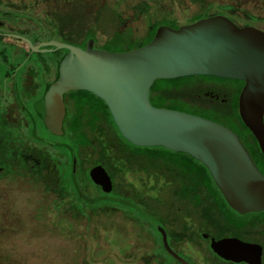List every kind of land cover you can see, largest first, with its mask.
Listing matches in <instances>:
<instances>
[{"label": "flooded vegetation", "instance_id": "af4514ba", "mask_svg": "<svg viewBox=\"0 0 264 264\" xmlns=\"http://www.w3.org/2000/svg\"><path fill=\"white\" fill-rule=\"evenodd\" d=\"M101 1L0 0V204L11 206L12 192L20 203L29 202L30 190L26 189L33 176L52 202L64 205L55 211L58 218L73 220L72 237L79 236L78 228L84 221L86 228H93V235L89 229L84 232L87 245L88 237L95 238L100 227L94 219H116L124 226L122 234L104 238L108 249L98 264H264V209L248 213L235 210L208 168L190 154L134 146L123 136L126 142H120L118 148L111 146L114 119L109 106L85 90L64 95L62 132L56 134L48 127L47 93L70 52L53 43L86 49L93 40L95 48V38L100 43L98 34L109 29H114L112 36L100 45L112 41L116 30L140 40L149 32L144 37H134L116 5L108 6L119 14L112 22L107 3ZM213 6V15L199 20L223 16L216 13L221 5ZM225 6L234 8L230 13L240 19L236 23L223 16L235 25L264 32V18L230 4ZM98 11L104 15L96 19ZM247 15L255 24L245 19ZM171 20L178 27L170 28L185 26ZM208 77L212 78L195 80L187 86L195 99L184 102L203 114L188 113L232 130L264 175V153L240 114V96L246 83ZM151 97L150 90L153 105ZM116 139L120 140L117 135ZM99 140L111 146V155L103 161V149L97 147ZM143 149L151 150L143 153ZM79 163L84 180L78 176ZM97 166H102L111 179L109 192L91 179V171ZM63 167L67 168V180L62 179ZM38 191L31 192H35V198L43 197ZM100 203L103 208L95 206ZM76 247L82 255L81 244L76 243ZM79 264L91 263L81 257Z\"/></svg>", "mask_w": 264, "mask_h": 264}, {"label": "water", "instance_id": "95a60500", "mask_svg": "<svg viewBox=\"0 0 264 264\" xmlns=\"http://www.w3.org/2000/svg\"><path fill=\"white\" fill-rule=\"evenodd\" d=\"M53 44L70 50L45 100L47 125L54 133L62 132L64 95L89 91L109 106L119 132L131 144L190 154L208 168L235 210L264 209V175L232 130L150 102L151 87L158 80L213 76L244 81L241 118L264 153L263 31L214 16L178 29L163 26L148 45L129 52L98 50L93 40L86 49ZM90 175L110 191L111 179L102 166Z\"/></svg>", "mask_w": 264, "mask_h": 264}, {"label": "rangeland", "instance_id": "374dc122", "mask_svg": "<svg viewBox=\"0 0 264 264\" xmlns=\"http://www.w3.org/2000/svg\"><path fill=\"white\" fill-rule=\"evenodd\" d=\"M101 2L107 3V7L110 6L111 8L116 5L117 11L126 21V29L130 30L134 37H144L152 22L163 17H168V19L159 21L162 26H175L171 18L178 24L186 25L192 23L193 18L191 17L202 12L199 5L181 0H102ZM212 2L216 6L221 5L216 11L217 14L226 16L236 23H240V19L230 13L234 8L225 5L230 4L237 9L248 10L264 18V0H213ZM143 3L149 6L148 12L140 14L139 11H135V8ZM93 4L97 7V2ZM110 7H108L109 11L107 12L109 16L113 11ZM247 16L249 18L246 17L245 19L255 24V20L250 15ZM113 30H107V34L101 32L98 34L101 44L112 36ZM95 40V49L98 50L123 52L130 47V44L106 47L100 45L97 38ZM133 40L135 39L133 38ZM138 41L143 43L144 39ZM151 149H143V153ZM40 183L37 177L30 176L29 185L26 189L27 191L30 190L29 202L20 203L19 198L12 192L9 194V200L12 201L11 206L0 204V264H79L81 257L90 261L91 264H98L105 257L104 252L108 249V244L104 238L108 234L111 236L115 234L114 236L117 238L120 237L124 226L122 227L116 219L111 217L94 219V222H99L101 228L96 230L98 233H94L95 238L88 237L87 245L84 232L89 228H86L85 221L78 228L79 236L72 237L74 236L73 220L58 218L56 211L62 210L64 205L52 202L47 196L46 189ZM33 189H38L37 194L40 196L41 192L43 197L35 198L37 195L35 192H31ZM13 196L15 198L11 200ZM95 206L103 208L104 205L102 206L100 203ZM61 225L68 227L62 228ZM90 229L88 232L93 235V228ZM76 243L81 244L82 255L79 250H76Z\"/></svg>", "mask_w": 264, "mask_h": 264}, {"label": "trees", "instance_id": "16d2710c", "mask_svg": "<svg viewBox=\"0 0 264 264\" xmlns=\"http://www.w3.org/2000/svg\"><path fill=\"white\" fill-rule=\"evenodd\" d=\"M184 2H189L195 5H199L201 7L202 12L199 15H195L193 17L192 22H195L201 18H205L208 16L213 15V12H215L212 0H181ZM148 8L149 6L146 5V3H143L140 6L136 7V10L139 11L140 14H145L148 12ZM99 13H97L98 16H96V19H99V17L101 18L102 15H104L101 11H98ZM119 16V14L113 10L111 12V21L113 22L115 18H117ZM174 23V21H173ZM175 26L173 27H178L176 26V24L174 23ZM161 26L160 22L154 23L150 26L149 32L147 34L146 37H144V41L143 43L139 42L138 40L140 39H135L133 40V38L130 39L131 34L130 33H125L123 34L120 30H116L114 37L112 39V41L108 42L106 44V47H110V46H117V45H129L130 47L127 48L126 51L129 50H133L136 48H140L142 46L147 45L155 36V33L157 31V29ZM128 32V31H127ZM94 34L95 31H94ZM129 36V37H128ZM142 40V39H141ZM124 50V49H123ZM122 50V51H123ZM208 78H212V77H208V76H192V77H185V78H178V79H174V80H158L155 82V84L153 85L152 89H151V101L153 103L154 106L157 107H162V108H170V109H180L182 111H186V112H190V113H196V114H203L202 111H194V108H189L190 106L184 102L185 100H187L188 98L191 99H195V96L193 93L188 92L187 91V86H189V84H191L193 81L195 80H200V79H208ZM158 94H163L162 97H155V95ZM192 94V95H191ZM164 95L167 96L164 97ZM197 100V99H196ZM196 110V109H195ZM119 137L120 140L116 139V135ZM111 146H115V147H120V142H126V140L122 137L121 133L119 132L116 124L112 121L111 123ZM98 142V146L103 149V153L104 155H102L103 157H101V161H103V159L107 158L109 155H111V146L109 144V147H107V144H105L104 141H97ZM79 144H81V140H79ZM41 147L43 148L42 145L45 144H40ZM45 148V147H44ZM43 148V149H44ZM64 149V148H63ZM46 151V150H45ZM44 151V152H45ZM45 153H48L47 151ZM82 163H79V178L80 179H85V177H83V172H82ZM64 171V174L62 176V179L67 180L66 178V167L62 168ZM70 170V169H69ZM70 173H68L69 175ZM88 179L90 180L89 176ZM71 180V177L69 176V181ZM63 183V182H62ZM64 183H66L64 181ZM81 193H77L76 195H79Z\"/></svg>", "mask_w": 264, "mask_h": 264}]
</instances>
